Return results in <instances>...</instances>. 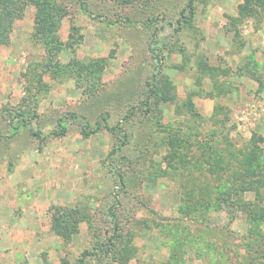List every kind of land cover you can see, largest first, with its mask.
<instances>
[{
    "label": "rangeland",
    "instance_id": "obj_1",
    "mask_svg": "<svg viewBox=\"0 0 264 264\" xmlns=\"http://www.w3.org/2000/svg\"><path fill=\"white\" fill-rule=\"evenodd\" d=\"M24 1L0 46V264H264V198L224 189L254 158L264 183V9Z\"/></svg>",
    "mask_w": 264,
    "mask_h": 264
},
{
    "label": "trees",
    "instance_id": "obj_2",
    "mask_svg": "<svg viewBox=\"0 0 264 264\" xmlns=\"http://www.w3.org/2000/svg\"><path fill=\"white\" fill-rule=\"evenodd\" d=\"M37 6V36L46 37L53 31V27L49 25L48 15L49 9L40 1L34 3ZM264 9V0H244V4L240 6L239 17L248 18L255 16V13L259 9ZM189 9V21L188 25L193 19L195 14L194 0H190L188 3ZM25 15V1L24 0H0V46L8 43V38L12 32L13 25L16 20L23 18ZM238 17V18H239ZM158 57V55H157ZM154 87V91L157 90V83L151 84ZM257 158L244 161V170L238 174H229L228 185L224 186L228 192L227 195H233L237 192L255 190L257 197L260 199L261 195L264 198V192L260 190L257 185L264 183L262 180H253L250 177L256 178L260 174L253 170ZM222 166L221 163L219 164ZM241 170V169H240ZM121 179L123 180L122 176ZM261 187V188H262ZM225 190V191H226ZM234 192V193H233ZM221 194V193H220ZM84 260H81L79 264H83Z\"/></svg>",
    "mask_w": 264,
    "mask_h": 264
}]
</instances>
